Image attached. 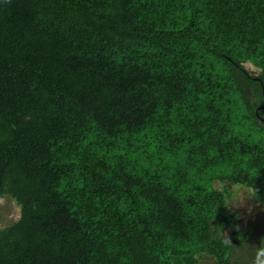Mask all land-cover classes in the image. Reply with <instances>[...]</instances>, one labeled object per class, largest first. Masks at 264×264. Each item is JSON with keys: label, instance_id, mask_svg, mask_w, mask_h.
I'll return each instance as SVG.
<instances>
[{"label": "trees", "instance_id": "1", "mask_svg": "<svg viewBox=\"0 0 264 264\" xmlns=\"http://www.w3.org/2000/svg\"><path fill=\"white\" fill-rule=\"evenodd\" d=\"M233 183L264 207V0H0V264H264Z\"/></svg>", "mask_w": 264, "mask_h": 264}, {"label": "rangeland", "instance_id": "2", "mask_svg": "<svg viewBox=\"0 0 264 264\" xmlns=\"http://www.w3.org/2000/svg\"><path fill=\"white\" fill-rule=\"evenodd\" d=\"M214 186L220 188L219 180L214 181ZM231 198L227 200V209L235 212L241 225L253 220L264 210L251 189L242 184H228ZM20 216L19 204L9 195H0V228L15 222ZM199 264H215L214 259L206 254L199 258Z\"/></svg>", "mask_w": 264, "mask_h": 264}, {"label": "clouds", "instance_id": "3", "mask_svg": "<svg viewBox=\"0 0 264 264\" xmlns=\"http://www.w3.org/2000/svg\"><path fill=\"white\" fill-rule=\"evenodd\" d=\"M259 252H260V253H264V248H261V249L259 250Z\"/></svg>", "mask_w": 264, "mask_h": 264}]
</instances>
